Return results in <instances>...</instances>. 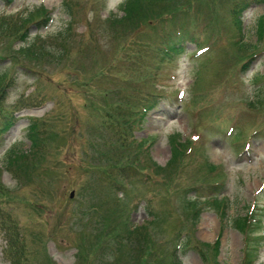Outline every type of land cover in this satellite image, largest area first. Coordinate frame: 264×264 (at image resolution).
<instances>
[{"label": "rangeland", "instance_id": "1", "mask_svg": "<svg viewBox=\"0 0 264 264\" xmlns=\"http://www.w3.org/2000/svg\"><path fill=\"white\" fill-rule=\"evenodd\" d=\"M122 1L0 0V15L4 11L10 14L0 24L7 23L15 30L2 35L0 29V72L7 77L0 83V126L18 110L19 101L24 102L16 112V123L0 138V166L6 167V153L11 148L32 149L28 125L35 118L43 121L45 144L33 160L39 165L33 180L20 179L11 171L2 175L1 190L5 186L15 197L7 202L2 191L0 198V264H18L14 255L17 251L19 257L22 250L23 264H82L85 261L78 253L83 244L81 235L85 238L87 234L89 247L104 218H110L119 229L125 227L126 219L137 227L153 218L151 210L160 215L158 233L165 246L172 249L180 231L184 238L194 241L195 246L181 255L183 264L242 262L244 235L234 227V219L245 216L255 202L264 204V133L255 130L264 124V101L254 102L264 97V27L260 28L264 1L250 0L253 2L242 12L243 45L236 42L241 34L234 12L237 5H245V0H142V9L125 27L116 23L119 39L102 40L97 36L91 40L88 35L93 29L95 33L99 30L98 22L124 14L119 7ZM135 1L140 7L141 0ZM69 2L76 3L72 7L76 15L71 29L74 39L68 40L66 47L60 45L62 48L53 42L44 45L52 53L44 58L47 52L37 49L41 45L35 35L58 34L70 21ZM173 3L180 6L173 12L175 18L168 15L174 20L165 22V26L186 24L193 31L203 24L201 40L210 48L192 55L189 52L196 46L189 42L183 54L164 58L158 69L160 55L149 51L140 56L130 43L153 40L157 33L153 26L160 29L159 21L142 26L144 8L164 10ZM43 8L54 15L49 26L27 22L28 17L40 11L43 14ZM128 24L132 30L127 36ZM26 29L29 44L22 40ZM105 30L106 36L112 37L111 29ZM154 70L158 71L157 79L143 77ZM150 84L151 89L162 93L157 106L135 131L134 142L127 140L130 135L121 141L115 122L120 104L125 105L127 95L135 88L142 91ZM181 89L184 96L178 98ZM235 118L231 132L228 124ZM194 133L201 142L194 148L198 159L187 158L183 168L176 164L167 167L173 135L185 139ZM249 135L251 140L247 142ZM143 138L151 141L147 166L155 162L161 166L159 174L147 171L150 178L131 164L137 165L135 161L142 152L137 141ZM120 155L127 156L121 160ZM203 155L227 171L224 192L218 196L230 201L225 221L220 219L217 207L205 204L209 196L200 200L205 206L200 218L192 217L196 207L187 205L188 196L205 194L199 188L192 190L207 177ZM164 170L176 172L171 181L162 175ZM118 185L122 188H115ZM204 191L208 195V190ZM218 234L221 242L214 252L210 245ZM108 240L103 239L102 244L106 246ZM262 250L257 264H264ZM97 251L94 264H107L104 256L108 249Z\"/></svg>", "mask_w": 264, "mask_h": 264}, {"label": "trees", "instance_id": "2", "mask_svg": "<svg viewBox=\"0 0 264 264\" xmlns=\"http://www.w3.org/2000/svg\"><path fill=\"white\" fill-rule=\"evenodd\" d=\"M126 6L127 8V14L132 15L135 13H138L140 10V7H137V5L134 3V0H130L123 5V7ZM49 17V16H47ZM29 19L27 22L32 19L28 17ZM6 17L2 16L0 20H5ZM120 23H122L121 20H119ZM0 29L2 30L1 34H9L11 32H15L13 28H11L7 23L2 22L0 24ZM68 29V28H67ZM67 29L64 31L59 32V35L55 38L56 40H64L68 42V34ZM27 30V29H26ZM117 32L114 31V35ZM28 33H25L24 39ZM21 36V38H23ZM23 39V40H24ZM26 40V39H25ZM167 41H173L170 39H167ZM176 44H179V42H176ZM173 45H171L172 48ZM173 50H176L177 47H173ZM47 55H50V53H47ZM7 77L5 76L4 72H0V83H4L5 79ZM90 80V79H89ZM133 96H130L126 99L125 105L127 107H121L119 111L120 116V122L124 126L121 131V135L124 137L126 132H132L133 127L141 123L143 113L142 110L144 108L143 101H147L148 99H143L136 97V100L133 99ZM149 105H146L145 108H147ZM32 128L36 127L35 123L32 124ZM9 123H4L3 129H8ZM32 141L34 142V148L36 146H40L38 137L35 135H32ZM177 144V145H176ZM172 157L167 163V167H171L174 164L178 166V168H183L187 164V158H190V156H193L195 153H187V145L186 144H180L177 143V141L172 140ZM35 154V155H34ZM7 164L6 167L9 171H11L14 175H17L20 179L25 178L29 179L30 181L33 180L34 172L36 171L37 167L34 163V158L36 157V151H33L31 149L30 152H17V151H9L7 154ZM120 159L124 160L125 156L127 155H120ZM138 172H144L146 169L143 166L140 165H134V163H131ZM161 169V166L155 165L154 172L156 174H159V170ZM207 177L204 181H199V186L197 187L205 190H211L213 200L208 201V204L212 207H219L224 210L222 207L223 200L219 199L217 197L218 194L222 193L224 190H222L225 184L224 177L220 173V171L216 170L213 165H209V168L207 169ZM2 173L3 171L0 169V184L2 183ZM28 173H31L29 176H27ZM162 175L165 176V178L168 181H171L175 173H168V170L162 171ZM215 180V181H212ZM215 182V183H214ZM195 183V182H194ZM193 183V184H194ZM213 183V184H211ZM206 184V185H205ZM206 186V187H203ZM204 190V189H203ZM2 191L5 192L7 202H11L12 199L15 197V194L9 189L5 188V186L2 187V190L0 188V198L2 196ZM17 197V196H16ZM200 197V196H198ZM187 205L195 206L196 208L194 211H192V217H196L201 209H198L197 206L200 205L199 199L193 200L192 197H189L187 199ZM152 215V219L149 220L146 224H143L141 226L132 227V225L125 220V227L117 226L116 223H111L112 220L110 218H104L103 226L101 230L98 232H95L93 234H96L94 237V243L90 244L88 247L86 245V238L87 234L84 236L81 235V240L83 237V244L79 248V259L81 261H85L82 264H92V254H94L98 249H108L106 251V255L104 256L105 263L109 264H183L181 260V253L187 252V250L192 249L195 245L193 244L194 241H192L189 237L184 238L182 236V231L179 232V235H177V243L173 246L171 249L168 246H165V241L160 238V235L158 233L159 226L158 223L160 222V215L157 212L150 211ZM235 224L237 227H240L242 231L246 232L248 229L253 232H256L262 228V221L261 219L256 218V215H246L245 217H241L236 219ZM3 229V228H2ZM180 230V229H179ZM112 235V236H111ZM111 236V237H110ZM108 238L107 245L105 246L102 244V240ZM12 243V241H10ZM220 241L217 240L215 245H210L211 248L216 249V251L219 249ZM261 244L262 242L258 240L255 244L253 241H247V247L245 249V255L243 258V264H253V260L255 259L256 255L258 254V248H256L255 245ZM204 246V245H203ZM11 247H13L11 245ZM215 247V248H214ZM170 248V249H169ZM204 247H202L203 250ZM204 252V251H203ZM205 253V252H204ZM207 254L205 253V257ZM168 257V260L166 259ZM16 261V258H15ZM93 261V260H92Z\"/></svg>", "mask_w": 264, "mask_h": 264}, {"label": "clouds", "instance_id": "3", "mask_svg": "<svg viewBox=\"0 0 264 264\" xmlns=\"http://www.w3.org/2000/svg\"><path fill=\"white\" fill-rule=\"evenodd\" d=\"M111 7H112V3L109 4V8H110V9H111Z\"/></svg>", "mask_w": 264, "mask_h": 264}]
</instances>
